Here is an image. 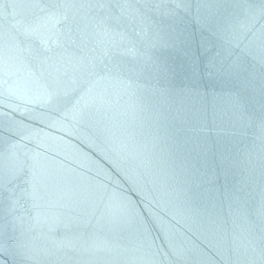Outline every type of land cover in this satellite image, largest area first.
<instances>
[{
  "label": "water",
  "instance_id": "obj_1",
  "mask_svg": "<svg viewBox=\"0 0 264 264\" xmlns=\"http://www.w3.org/2000/svg\"><path fill=\"white\" fill-rule=\"evenodd\" d=\"M0 264H264V0H0Z\"/></svg>",
  "mask_w": 264,
  "mask_h": 264
}]
</instances>
